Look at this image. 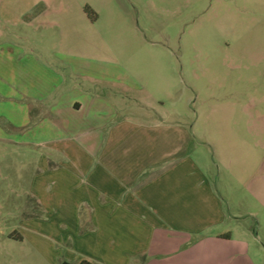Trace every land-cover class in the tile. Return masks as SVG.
<instances>
[{"label": "crops", "instance_id": "1", "mask_svg": "<svg viewBox=\"0 0 264 264\" xmlns=\"http://www.w3.org/2000/svg\"><path fill=\"white\" fill-rule=\"evenodd\" d=\"M55 2L0 0V141L40 152L31 197L45 209L52 260L223 258L235 236L212 169L193 155L194 125L167 120L151 92L137 103L145 88L110 48L70 40L86 18L54 15Z\"/></svg>", "mask_w": 264, "mask_h": 264}, {"label": "rangeland", "instance_id": "2", "mask_svg": "<svg viewBox=\"0 0 264 264\" xmlns=\"http://www.w3.org/2000/svg\"><path fill=\"white\" fill-rule=\"evenodd\" d=\"M63 1L54 15L86 18L70 40L110 48L145 88L137 103L194 125L193 155L212 169L235 236L210 264H264V0ZM53 33L51 46L63 47ZM39 157L0 141V264L64 263L52 260L46 212L31 197Z\"/></svg>", "mask_w": 264, "mask_h": 264}, {"label": "trees", "instance_id": "3", "mask_svg": "<svg viewBox=\"0 0 264 264\" xmlns=\"http://www.w3.org/2000/svg\"><path fill=\"white\" fill-rule=\"evenodd\" d=\"M86 11H87V15H88V17L92 20V21H95V17H90V14H89V8H87L86 9Z\"/></svg>", "mask_w": 264, "mask_h": 264}]
</instances>
